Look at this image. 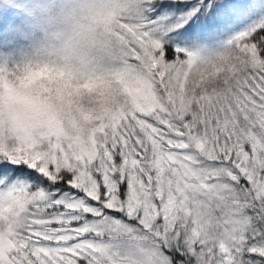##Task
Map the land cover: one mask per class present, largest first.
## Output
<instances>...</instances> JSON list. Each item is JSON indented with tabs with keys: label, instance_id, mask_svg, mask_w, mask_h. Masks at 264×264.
<instances>
[{
	"label": "snow or ice",
	"instance_id": "snow-or-ice-1",
	"mask_svg": "<svg viewBox=\"0 0 264 264\" xmlns=\"http://www.w3.org/2000/svg\"><path fill=\"white\" fill-rule=\"evenodd\" d=\"M132 4L131 105L0 146V264H264V0Z\"/></svg>",
	"mask_w": 264,
	"mask_h": 264
},
{
	"label": "clouds",
	"instance_id": "clouds-1",
	"mask_svg": "<svg viewBox=\"0 0 264 264\" xmlns=\"http://www.w3.org/2000/svg\"><path fill=\"white\" fill-rule=\"evenodd\" d=\"M19 2L43 12L27 42L0 59V146L79 150L147 76L123 35L136 19L132 0Z\"/></svg>",
	"mask_w": 264,
	"mask_h": 264
},
{
	"label": "rangeland",
	"instance_id": "rangeland-1",
	"mask_svg": "<svg viewBox=\"0 0 264 264\" xmlns=\"http://www.w3.org/2000/svg\"><path fill=\"white\" fill-rule=\"evenodd\" d=\"M42 12L43 6L35 2H20L16 8H12L9 26L0 31V59L12 57L27 42ZM1 20L6 22L7 19Z\"/></svg>",
	"mask_w": 264,
	"mask_h": 264
},
{
	"label": "trees",
	"instance_id": "trees-1",
	"mask_svg": "<svg viewBox=\"0 0 264 264\" xmlns=\"http://www.w3.org/2000/svg\"><path fill=\"white\" fill-rule=\"evenodd\" d=\"M18 0H0V31L5 30L6 26H9L8 23L11 19L10 12L12 8L17 7ZM6 18V22L1 19Z\"/></svg>",
	"mask_w": 264,
	"mask_h": 264
}]
</instances>
